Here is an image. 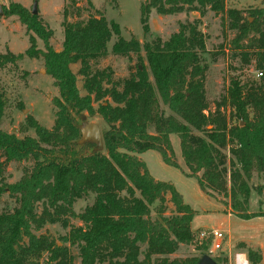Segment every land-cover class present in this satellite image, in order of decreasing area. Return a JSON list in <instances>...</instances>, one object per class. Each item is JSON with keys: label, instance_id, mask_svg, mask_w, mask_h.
<instances>
[{"label": "trees", "instance_id": "obj_1", "mask_svg": "<svg viewBox=\"0 0 264 264\" xmlns=\"http://www.w3.org/2000/svg\"><path fill=\"white\" fill-rule=\"evenodd\" d=\"M66 1L60 51L52 46L53 32L39 15L10 5L9 13L42 40L44 50L31 41L24 55L0 57V67L24 56L43 58L59 97L52 129L32 117L27 125L34 138L20 139L0 127V200L8 195L15 201L13 208L0 210V264H75L73 247L80 264H198L205 254L170 258L182 246L202 248L199 231L191 227L195 212L171 183L155 180L138 155L157 151L166 165L196 179L205 195L229 198L225 205L230 214L246 220L260 217L249 209L252 191L259 196L264 192V78L250 83L231 80L223 98L238 122L231 125L222 105L211 110L207 100L209 52L197 20L181 23L167 41L158 37L141 43L124 39L119 24L100 13L69 22V9L80 13V1L89 9L94 4ZM140 11L146 36L152 11L161 16L198 13L201 17L212 12L227 21L233 33L225 46L232 59L245 64L254 60L256 71H264V6L237 9L228 7L226 0H143ZM110 54L129 59L136 55L135 72L115 80L109 67L93 70V63ZM210 56L215 61L217 54ZM73 65H80L78 74ZM78 75L83 78L84 96ZM5 108L0 88V126ZM96 115L107 125L102 150L96 143H81L87 117ZM173 135L180 140L182 163L176 158ZM14 162L30 167L10 184L4 173ZM80 200L91 203L77 214L74 205ZM170 204L172 214H168ZM71 219L81 225L72 226ZM47 224L70 227L60 239L62 246L36 234ZM247 254L252 264H261L259 251L248 249Z\"/></svg>", "mask_w": 264, "mask_h": 264}, {"label": "rangeland", "instance_id": "obj_2", "mask_svg": "<svg viewBox=\"0 0 264 264\" xmlns=\"http://www.w3.org/2000/svg\"><path fill=\"white\" fill-rule=\"evenodd\" d=\"M92 1L94 9H89L83 1H80L78 5L80 13L76 9H69L71 13L68 17L69 22L87 20L89 17L98 16L100 13L108 21L119 24L124 39L135 38L141 43L151 42L158 37L167 41L172 34L179 31L181 23L197 20L200 23V30L206 35V46L209 52L205 56L208 65L205 87L210 108L215 110L216 106L221 104L222 112L227 115L229 123L231 125L238 123L230 104L228 102L223 104V98L227 95L232 79H238L242 83L257 80L255 76L256 64L254 60L249 64H245L232 59L229 47H225L233 38V33L228 30L227 21L224 20L223 22L220 16H215L212 12H208L201 17L198 13L161 16L152 11L149 19L150 34L146 36L143 33L140 21V8L143 0ZM36 2L37 15L40 16L43 24L53 32L52 46L57 51L62 49L65 10L67 8L66 0H0V57L8 54L13 56L24 55L26 50L30 48L31 41H35L37 47L44 50L42 40L33 32H30L21 23L18 16L9 13L10 5L16 4L33 14V7ZM260 6H264V0L261 3L245 4L241 7L248 9ZM115 41L116 38L110 43V49ZM210 54H217L215 61H212ZM138 63L136 55H132V58L129 59L110 54L106 59L93 63L92 68L93 70H102L109 67L114 72V79L122 80L135 72ZM144 64L146 65V62ZM79 69L80 65L72 66V70L76 74H78ZM0 88L4 93L6 102L4 118L0 126L3 131L15 134L20 139L36 137L34 130L27 125L30 117L48 129L53 128L57 112L54 102L59 97V91L54 86L53 78L48 75L45 69L43 58L32 59L24 56L22 60L15 63L5 62L4 67H0ZM78 88L82 96L86 95V91L83 89V78L79 75ZM95 108H98V104H95ZM86 124H97L101 131L107 128L99 115L87 117ZM151 132L153 133V131ZM172 144L176 158L182 163L180 140L176 135L172 136ZM226 153L230 159L231 154L229 151H226ZM138 157L146 164L155 180L171 183L183 195L184 202L196 214L191 225L193 231L218 230L226 238L224 243L225 252H228L229 248L233 251L243 250L247 253L248 249L257 250L262 254L261 264H264V192L259 196L255 191H252L249 209L250 214L262 215L249 220L241 219L230 214L229 208L225 205H229V198H225L223 195L214 197L205 195L196 179L188 178L180 170L166 165L157 151L150 150L138 155ZM26 167H30V164L16 162L9 164L4 173V179L10 184L18 182L22 178ZM254 184H258L257 179L254 180ZM90 203L91 200L77 201L74 205V211L79 214ZM14 206L15 201L8 195L0 200V210L11 209ZM39 208L41 212V206ZM169 208L168 214L174 213L171 204ZM70 224L72 226L81 225L77 219H71ZM69 231L70 227L65 228L62 224H47L36 234L38 236H49L59 246H62L60 239L67 236ZM209 242H202L204 243L202 248L196 245L182 246L170 258L199 257L206 254L210 246ZM242 243L245 244L244 248L240 247ZM66 245L70 246L69 244ZM71 251L75 256V264H80L78 249L73 247ZM215 259H220L221 264H223V258L217 257Z\"/></svg>", "mask_w": 264, "mask_h": 264}, {"label": "built area", "instance_id": "obj_3", "mask_svg": "<svg viewBox=\"0 0 264 264\" xmlns=\"http://www.w3.org/2000/svg\"><path fill=\"white\" fill-rule=\"evenodd\" d=\"M256 79L260 80L264 78V71H256ZM264 184V183H263ZM198 239L201 242L210 241L206 254L215 259L221 257L227 260V264H252L247 252L243 250L233 251L231 248L228 252H225L224 243L226 241L225 236L218 230H201L197 234Z\"/></svg>", "mask_w": 264, "mask_h": 264}, {"label": "water", "instance_id": "obj_4", "mask_svg": "<svg viewBox=\"0 0 264 264\" xmlns=\"http://www.w3.org/2000/svg\"><path fill=\"white\" fill-rule=\"evenodd\" d=\"M1 14V8H0ZM37 2L33 7V15H37ZM93 142L99 146V149H103L102 131L97 124H85L82 128V140L81 143ZM198 264H217V262L208 255H203Z\"/></svg>", "mask_w": 264, "mask_h": 264}, {"label": "crops", "instance_id": "obj_5", "mask_svg": "<svg viewBox=\"0 0 264 264\" xmlns=\"http://www.w3.org/2000/svg\"><path fill=\"white\" fill-rule=\"evenodd\" d=\"M228 7H233L237 9H245L241 6H244L245 4L253 5L255 3H261L262 0H226Z\"/></svg>", "mask_w": 264, "mask_h": 264}]
</instances>
